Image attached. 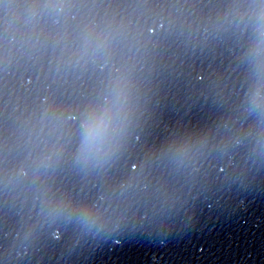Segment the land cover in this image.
<instances>
[{
    "label": "clouds",
    "instance_id": "clouds-1",
    "mask_svg": "<svg viewBox=\"0 0 264 264\" xmlns=\"http://www.w3.org/2000/svg\"><path fill=\"white\" fill-rule=\"evenodd\" d=\"M96 134H97V128L96 125L93 124L89 128V133H88L89 139H94Z\"/></svg>",
    "mask_w": 264,
    "mask_h": 264
}]
</instances>
